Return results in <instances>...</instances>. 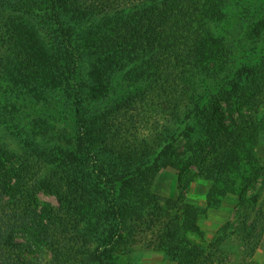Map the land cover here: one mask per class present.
Masks as SVG:
<instances>
[{
  "label": "rangeland",
  "instance_id": "rangeland-1",
  "mask_svg": "<svg viewBox=\"0 0 264 264\" xmlns=\"http://www.w3.org/2000/svg\"><path fill=\"white\" fill-rule=\"evenodd\" d=\"M101 1L58 0L61 23L75 26L68 34L71 41H86L112 25L122 29L129 21L134 23L135 16L159 7L157 0H144L134 1L133 9L120 15L121 9L105 14L88 10L89 4L105 2ZM196 1L204 48L192 63L180 69L176 100L168 91L164 97L152 99L160 82L148 48L138 52L125 49L102 61L98 49L82 47L78 53L73 51L76 73L69 78L59 74L56 84L49 83L45 75L34 82L32 72H27L29 80L19 79L28 68V43L13 45L8 52L2 49L6 57L0 64V76L4 68L10 75H5V80L0 78V86L8 83L0 87V93L12 104L6 115L9 124L0 125V148L21 156L28 147V154L42 159L52 151L57 152V158L68 157L71 151L79 154L83 146L92 155V172L97 171L93 170L97 161L103 164L102 173L118 168L122 180L136 177L139 181L130 180L121 188L117 184L108 194L125 211L127 220L133 205L137 213L154 215L157 221L176 213L172 226L179 230L187 224L193 226L185 235L186 246L178 249L169 244L172 254L146 248L152 239L149 233L141 231L134 239L129 236L130 247L116 253L118 264H264V0ZM25 21L40 31L41 47L36 43V48L50 50L52 40L45 33L51 26H44L35 14H29ZM41 25L42 31L38 28ZM87 26L91 27L88 32L84 31ZM52 58L56 68H67L66 57L58 54ZM42 63L46 65V61ZM231 90L238 99L227 97L226 102H220L225 96L218 93ZM218 102L221 112L210 108L205 115L206 108ZM176 110L178 122L169 123ZM203 125L216 133L215 146L204 138ZM194 156L209 165L206 172L193 163ZM44 173V169L38 171L35 179L40 180ZM150 201L155 203L152 208ZM28 205L30 213L46 215L55 223L68 211L67 207L60 208L53 192L46 189L38 190ZM177 207H186L189 214ZM43 224H47L45 220ZM84 234L86 248L98 250L93 233ZM55 241L58 244L61 240ZM81 243L82 237L74 248ZM22 247L30 252L25 254L30 264H52L54 260L55 264L58 250H64L51 245L45 236ZM191 247L200 253L197 258L185 256Z\"/></svg>",
  "mask_w": 264,
  "mask_h": 264
},
{
  "label": "trees",
  "instance_id": "trees-1",
  "mask_svg": "<svg viewBox=\"0 0 264 264\" xmlns=\"http://www.w3.org/2000/svg\"><path fill=\"white\" fill-rule=\"evenodd\" d=\"M134 1L146 2L144 0H105L100 5L92 6L94 4H89L91 6L88 10L105 14L113 8L114 10L121 9L118 11L120 15L129 8L133 9L131 5L135 3ZM57 2L58 0H0V64L6 57L2 49L6 51L13 45H19L20 42L28 43L31 46V50L25 57L28 68H25L27 71L24 77H19V79L29 80V73L27 72H32L30 74L33 76L31 79H34V82H39L41 80L40 75H45V79L49 80V83L56 84L59 81V74L63 75V78H69L76 73L74 63L77 56L73 51L77 49L80 51L82 47L90 50L98 49L102 54V61L120 54L125 49L138 52L148 48L154 55L153 61L157 65L156 71L159 73L158 81L160 82V85L156 83L159 90L152 95L154 96L152 99L164 97L165 91L173 94V100L178 98V81L181 80L180 69L184 68L186 64L192 63L199 50L204 48L202 45L204 34L203 29L200 31L198 26L200 22H198L199 15H197L199 7L196 0H172V2L157 0L159 7L135 16L133 18L134 23L129 21L122 29L115 25L103 28L105 29L103 33L100 30L95 32L91 38L87 37L90 38L87 39L88 41L75 43L68 37L75 26L61 23L60 8L57 6ZM47 7L48 10H44ZM29 14H35L45 23L44 26H51V31L45 33V36L50 34L49 38L52 40L50 50L46 49V52H42L36 48V43L38 47H41L38 37L40 31L25 21ZM109 15L113 16L112 14ZM89 25L92 24L89 23ZM42 27L43 25L39 26V30L42 31ZM90 28L87 26L84 31L88 32ZM82 32L80 31V33ZM52 46L53 48H51ZM56 54L67 58V68L58 69L53 65L54 59L52 57L57 56ZM43 60L46 61V65L42 63ZM102 67L100 68L102 69ZM1 74L0 78L3 80H5V75L6 77L10 75L5 68ZM166 74L168 77L165 78ZM169 81L170 85L168 84ZM64 83L69 85L68 82ZM164 83L167 84V87H162ZM1 86L6 87L8 83L4 81ZM219 95L225 96L221 97L220 102H226L229 97H233L234 100L239 97L235 90L220 92ZM7 98L3 92L0 93V125L5 126L9 124L6 115L9 112V106L12 104V101H8ZM218 105L219 102L214 107L209 105L205 115L208 114L210 108L219 114L221 108ZM178 112L176 110L171 114L168 118L169 123L178 122ZM120 127L123 126L120 125ZM203 128H205L203 131L205 133L204 138L209 141L210 145L215 146L218 142L216 133L208 131L204 125ZM117 140L121 141L122 138L118 137ZM83 143L81 141V144ZM29 147L31 146L29 145ZM27 148L23 151L25 154H21V156L0 148V264H30L25 259V254L30 252H27L25 248L23 249L22 245L36 244V240L38 243V240L43 236L46 240H50L51 245H55L56 248L62 246L64 249L58 250V260L55 264H84V261L85 264H118L120 259L116 253L122 251V248L130 247L131 244L127 243L129 236L134 239V235L141 231L149 233L152 238L148 241L149 244L144 245L146 248L172 254L168 251L169 244H175L174 246L178 249L182 244L186 246L185 235L192 230L193 226L187 224L190 228L186 226L181 230L177 226L173 227L172 221H177L176 213L169 219L165 217L163 221H157L154 215L145 216L143 213H137V209H134L132 205L130 207L132 213L127 220L125 211L116 199L108 195L109 191L117 184L121 188L125 187L130 180H132L131 182H139L136 177L122 180L118 174V168L102 173L103 164L97 161L93 168L94 171L96 169L97 171L92 172L90 163L92 155L89 156L83 146L81 147L83 151L79 154L71 151V153H67L66 156L68 157L57 158L55 156L57 152L52 151L42 159L34 154H28ZM64 158H68V160H63ZM53 159L59 162L52 163L50 160ZM192 159L200 170L204 168L206 172L209 169V165L204 164L199 156L197 158L194 156ZM41 160L45 161L46 167L42 165L43 161ZM99 167L101 173L98 172ZM42 169L45 170L42 178L40 180L35 179V174ZM73 172H76L78 176L73 175ZM40 189L53 192L60 208H68L64 214V219L55 223L50 221V217L46 215L37 216L30 213L28 203ZM180 202L183 200L180 199ZM149 205L152 208L155 203L150 201ZM186 207L184 209L177 207V209L186 215L189 214ZM187 219H189V215ZM44 220L47 224H43ZM48 222H51L52 225H48ZM70 227L73 229L69 230ZM64 228H67V233ZM84 231L93 233L92 239L98 250L91 251L86 248L88 239ZM57 236L58 238H56ZM81 237V247L74 248ZM56 239L61 241L57 244ZM17 240H25V243L22 244ZM81 249L85 252L75 253L76 250ZM53 252L55 256V251ZM199 254V252L195 253V248L191 247L185 256L197 258ZM78 256L82 257L81 261H78ZM54 262L55 260L52 264Z\"/></svg>",
  "mask_w": 264,
  "mask_h": 264
}]
</instances>
